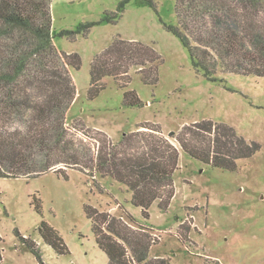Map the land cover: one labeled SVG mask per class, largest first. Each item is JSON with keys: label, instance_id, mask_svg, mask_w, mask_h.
Listing matches in <instances>:
<instances>
[{"label": "rangeland", "instance_id": "obj_1", "mask_svg": "<svg viewBox=\"0 0 264 264\" xmlns=\"http://www.w3.org/2000/svg\"><path fill=\"white\" fill-rule=\"evenodd\" d=\"M154 1L156 8L133 0L113 19L120 0H52L55 31H75L57 36L55 45L82 60L81 68L72 71L77 93L68 113L70 132L86 149L95 150L104 134L116 143L144 123L160 126L168 135L211 120L259 148L229 170L193 158L171 138L179 147L175 195L166 211L155 202L148 220L133 204L128 187L110 176L69 168L32 178L0 177V264H109L89 215L94 210L150 228L158 238L151 259L264 264V77L221 72L216 80L205 77L168 28L178 22L176 0ZM118 37L154 47L161 56L158 81L146 83L133 68L125 82L105 77L104 88L89 99L92 62ZM128 90L139 94L142 105L123 104ZM43 220L62 236L67 253L58 254L43 241L37 230ZM18 232L37 241L42 263L23 247Z\"/></svg>", "mask_w": 264, "mask_h": 264}, {"label": "trees", "instance_id": "obj_2", "mask_svg": "<svg viewBox=\"0 0 264 264\" xmlns=\"http://www.w3.org/2000/svg\"><path fill=\"white\" fill-rule=\"evenodd\" d=\"M132 1L120 0L111 18H119ZM138 1L157 7L154 0ZM51 7L52 0H0V177L32 178L69 168L110 176L128 187L133 204L148 220L155 202L166 211L175 195L179 147L171 138L193 158L229 170L237 169L239 158L259 148L232 128L204 120L168 135L160 126L144 123L119 142L104 134L97 149H86L68 127L77 93L72 71L81 68L82 60L78 53L60 51L55 45L57 36L75 31L57 33ZM175 11L178 22L168 28L205 77L216 80L220 72L264 77V0H176ZM160 61L151 45L115 38L92 62L89 99L104 88L105 77L125 82L133 68L146 83H156ZM142 103L135 90L124 93L125 106ZM89 215L109 264H169L166 258H150V249L158 241L150 228L95 210ZM37 230L56 253L68 252L49 222L43 220ZM18 236L42 263L37 241L20 232Z\"/></svg>", "mask_w": 264, "mask_h": 264}]
</instances>
